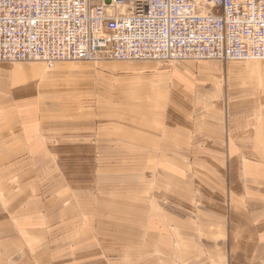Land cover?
Returning a JSON list of instances; mask_svg holds the SVG:
<instances>
[{
	"label": "crops",
	"instance_id": "obj_1",
	"mask_svg": "<svg viewBox=\"0 0 264 264\" xmlns=\"http://www.w3.org/2000/svg\"><path fill=\"white\" fill-rule=\"evenodd\" d=\"M244 66L60 88L0 64V264H264V62Z\"/></svg>",
	"mask_w": 264,
	"mask_h": 264
},
{
	"label": "built area",
	"instance_id": "obj_2",
	"mask_svg": "<svg viewBox=\"0 0 264 264\" xmlns=\"http://www.w3.org/2000/svg\"><path fill=\"white\" fill-rule=\"evenodd\" d=\"M99 60H264V0H0V63Z\"/></svg>",
	"mask_w": 264,
	"mask_h": 264
},
{
	"label": "rangeland",
	"instance_id": "obj_3",
	"mask_svg": "<svg viewBox=\"0 0 264 264\" xmlns=\"http://www.w3.org/2000/svg\"><path fill=\"white\" fill-rule=\"evenodd\" d=\"M179 62H191L195 66H199L205 63H210L218 66L220 69L226 68H236L243 69L244 65H248V62H264V61H248V62H220L214 60H201V61H176V62H159V61H150V62H119V61H94V62H85V61H70V62H42V61H32V62H22V63H0V64H38L42 67L44 74H58L59 75V85L60 88H64L68 83L73 80H89L92 79L91 75L85 71L91 70L90 74L100 72H106L104 74L109 75L110 72L108 70H113L119 66L129 65L135 66L137 65H145V64H154L157 66L171 68L175 64ZM88 75V76H87ZM98 78V77H97ZM87 82V81H86ZM74 83V82H73ZM88 83V82H87ZM60 97H62L60 95ZM64 97V95H63Z\"/></svg>",
	"mask_w": 264,
	"mask_h": 264
},
{
	"label": "bare ground",
	"instance_id": "obj_4",
	"mask_svg": "<svg viewBox=\"0 0 264 264\" xmlns=\"http://www.w3.org/2000/svg\"><path fill=\"white\" fill-rule=\"evenodd\" d=\"M99 61H104V60H99ZM183 61H185V60H183ZM248 61H256V60H248ZM248 61H230V62H248ZM260 61H264V60H260ZM159 62H176V60H171V61L165 60V61H159Z\"/></svg>",
	"mask_w": 264,
	"mask_h": 264
}]
</instances>
